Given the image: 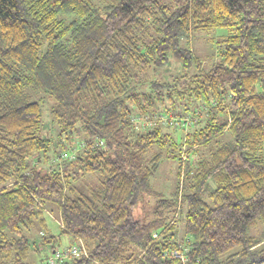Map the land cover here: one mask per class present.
<instances>
[{"label": "trees", "instance_id": "trees-1", "mask_svg": "<svg viewBox=\"0 0 264 264\" xmlns=\"http://www.w3.org/2000/svg\"><path fill=\"white\" fill-rule=\"evenodd\" d=\"M158 113L190 123L131 119ZM34 229L44 264H173L178 239L187 264H264V0H0V264H30Z\"/></svg>", "mask_w": 264, "mask_h": 264}, {"label": "rangeland", "instance_id": "rangeland-1", "mask_svg": "<svg viewBox=\"0 0 264 264\" xmlns=\"http://www.w3.org/2000/svg\"><path fill=\"white\" fill-rule=\"evenodd\" d=\"M222 33H224L223 30H220L218 32V34H222ZM215 46H216L215 43H213L210 40V36H208L204 32H194L189 40V47L193 52V56L199 60L197 64L200 65V68H207L210 65V62L215 59L216 56ZM169 59L170 62L168 63V66L162 69L165 71V73H167L168 76L177 74L179 72V65L177 64L175 59L172 56H170ZM42 119L44 126L42 134H46L49 131V123L47 119V110L45 109L43 110ZM187 126L188 124L186 125V127ZM177 128H176L177 130H175V134L179 137L181 133H183V131L185 132V130H183V126H179ZM178 131H180L181 133H179ZM219 137L228 139L229 137H231V135L228 132H225ZM176 169H177V160L174 158H168L164 160L162 163H160V166L158 167L157 171L154 173V175L151 178V184L153 188L157 191L158 190L162 191L164 193V196H169V194L172 192L174 188V184L176 180ZM149 200H150V205H152L151 203H153L154 198L151 197ZM143 204H144L143 202H139L136 205L135 216H139V215L142 216L144 212H147L149 206L147 209L146 206ZM46 219H47L46 222L49 233L55 235L56 237L57 236L59 237V244H60L59 247L65 246L68 242V237L60 234L58 220L49 214L46 215ZM183 220H184V214L182 215L180 226H182ZM251 234L256 235V232L254 230H251ZM30 238L31 239L34 238L33 240L35 242V245L37 246V249L36 250L34 249L30 252V255L28 256V261L30 262V264H44L43 257L50 253L48 247L49 243L43 242V239L39 235L37 229L32 230L30 234Z\"/></svg>", "mask_w": 264, "mask_h": 264}, {"label": "built area", "instance_id": "built-area-1", "mask_svg": "<svg viewBox=\"0 0 264 264\" xmlns=\"http://www.w3.org/2000/svg\"><path fill=\"white\" fill-rule=\"evenodd\" d=\"M132 121L138 123L144 129L146 125L150 126L153 123H162L165 125L167 122L168 124H175V126H186L190 123V118L183 117V116H174V115H165L162 113H158L154 115L152 118L144 117V118H131ZM136 119V120H135ZM187 153L182 154V159H186L188 155ZM63 157H67L65 153L62 154ZM153 237H156V233H153ZM188 248L185 245L183 240L178 239L176 241V245L173 248L164 251V255L171 258L178 259V262L173 264H187V259L185 253L187 252ZM80 250L78 251L77 248H72L68 250L56 251L51 256L48 257V262L53 264L55 260L67 258V257H77L80 255Z\"/></svg>", "mask_w": 264, "mask_h": 264}]
</instances>
